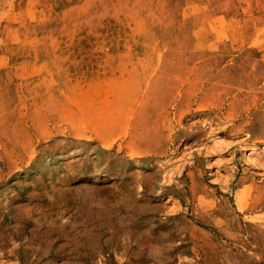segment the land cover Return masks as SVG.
<instances>
[{"label":"rangeland","instance_id":"1","mask_svg":"<svg viewBox=\"0 0 264 264\" xmlns=\"http://www.w3.org/2000/svg\"><path fill=\"white\" fill-rule=\"evenodd\" d=\"M262 147L264 0H0V264H264Z\"/></svg>","mask_w":264,"mask_h":264},{"label":"bare ground","instance_id":"2","mask_svg":"<svg viewBox=\"0 0 264 264\" xmlns=\"http://www.w3.org/2000/svg\"><path fill=\"white\" fill-rule=\"evenodd\" d=\"M78 137V136H77ZM103 137V136H102ZM101 140V139H100ZM262 150L264 151V147H262ZM33 153V152H32ZM91 151H89V153L88 154H90L91 155ZM96 155H94L93 157H95ZM247 161L249 162V163H253L254 164V162H255V155H254V152L252 151V150H249V153H248V156H247ZM8 181V180H7ZM92 181H94V182H96L97 181V179L96 178H94V179H92ZM100 263V262H99Z\"/></svg>","mask_w":264,"mask_h":264}]
</instances>
